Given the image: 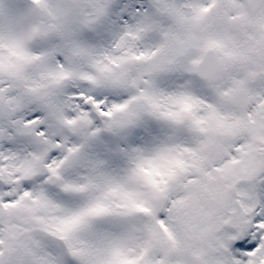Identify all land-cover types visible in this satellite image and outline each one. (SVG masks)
<instances>
[{
	"label": "snow or ice",
	"instance_id": "1",
	"mask_svg": "<svg viewBox=\"0 0 264 264\" xmlns=\"http://www.w3.org/2000/svg\"><path fill=\"white\" fill-rule=\"evenodd\" d=\"M127 7L0 0V264H264V0Z\"/></svg>",
	"mask_w": 264,
	"mask_h": 264
},
{
	"label": "rangeland",
	"instance_id": "2",
	"mask_svg": "<svg viewBox=\"0 0 264 264\" xmlns=\"http://www.w3.org/2000/svg\"><path fill=\"white\" fill-rule=\"evenodd\" d=\"M133 1L134 0H126L124 4L129 7L131 4L134 3ZM13 2H14V0H3V3H5V4H11ZM99 150H100L99 146H96L92 149V151H94V152L99 151ZM114 166H119V162H117ZM213 191L215 193V196L212 199V201H214L215 204H217L219 201H223L227 196L226 192L223 191L219 186H217Z\"/></svg>",
	"mask_w": 264,
	"mask_h": 264
},
{
	"label": "flooded vegetation",
	"instance_id": "3",
	"mask_svg": "<svg viewBox=\"0 0 264 264\" xmlns=\"http://www.w3.org/2000/svg\"><path fill=\"white\" fill-rule=\"evenodd\" d=\"M233 38L240 44L244 43V36H243L242 32H240L238 29L236 31H234Z\"/></svg>",
	"mask_w": 264,
	"mask_h": 264
}]
</instances>
